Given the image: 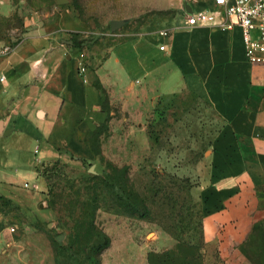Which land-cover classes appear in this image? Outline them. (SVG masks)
I'll return each mask as SVG.
<instances>
[{"label":"rangeland","instance_id":"374dc122","mask_svg":"<svg viewBox=\"0 0 264 264\" xmlns=\"http://www.w3.org/2000/svg\"><path fill=\"white\" fill-rule=\"evenodd\" d=\"M9 1L11 11L0 3L5 45L59 24V39L82 41L70 51L92 67L118 41L158 29L166 15L155 0ZM112 20L128 22L113 31ZM103 108L113 114L87 135L94 159L69 157L54 167L47 162L54 152L40 138L10 166L11 174L3 178L13 187L0 194V264H93L95 259L100 264H264V202L251 209L252 221L241 237L219 228L218 239H205L210 154L222 126L206 102L183 90L140 124L112 121L128 114L106 99ZM37 167L57 170L56 188L73 183L81 191L79 203L98 207L95 231L72 230L76 223L63 217L64 211L57 217L47 208V184ZM27 182L31 187H24ZM118 189L125 191V204L117 198ZM100 233L110 244L94 253L90 247Z\"/></svg>","mask_w":264,"mask_h":264},{"label":"crops","instance_id":"0c3cea01","mask_svg":"<svg viewBox=\"0 0 264 264\" xmlns=\"http://www.w3.org/2000/svg\"><path fill=\"white\" fill-rule=\"evenodd\" d=\"M155 1L166 14L161 26L118 41L95 67L59 39V24L14 46L0 40V194L13 187L4 180L12 163L37 139L54 152L47 162L94 159L87 135L113 114L105 99L128 114L112 121L140 124L186 90L222 120L210 154L205 239H218L219 228L239 238L264 202V65L247 60L239 26L187 25L189 10L213 11L214 0ZM0 3L11 11L9 0Z\"/></svg>","mask_w":264,"mask_h":264},{"label":"built area","instance_id":"2783aa9c","mask_svg":"<svg viewBox=\"0 0 264 264\" xmlns=\"http://www.w3.org/2000/svg\"><path fill=\"white\" fill-rule=\"evenodd\" d=\"M214 2L216 8L213 11L188 14L187 25L210 26L223 30L239 26L242 30L247 60L253 64L264 65V0H214ZM80 69L85 73L83 64ZM24 187L31 186L27 182Z\"/></svg>","mask_w":264,"mask_h":264},{"label":"trees","instance_id":"16d2710c","mask_svg":"<svg viewBox=\"0 0 264 264\" xmlns=\"http://www.w3.org/2000/svg\"><path fill=\"white\" fill-rule=\"evenodd\" d=\"M72 46L74 47H81L82 46V41L79 42V40L76 38L71 41ZM94 84L101 89L100 83L98 81V78L95 79ZM93 148V147H92ZM71 158L74 156L70 154ZM82 161H85V158L81 159ZM61 160H54L52 162V165L54 167H58ZM52 169L49 168H43L42 170L37 167L36 172L39 174L41 173L43 177L46 180L47 184V191L44 192V195L46 196V199L48 201V206L47 208L54 212L57 217L61 216L60 213L64 211L63 217H68L72 221L76 223L72 227V230L75 229H85L91 228L92 231H95V226H94V217L95 213L97 211V206L95 205H90L86 203L87 201H83L81 203L78 202V200L81 197V191L80 189H74L75 186L73 183H68V187L66 189H60L56 188V183L52 182L53 180L58 179V174L57 170L53 171ZM97 178V177H95ZM98 185V184H97ZM56 189V190H55ZM91 187L85 188V191L90 190ZM123 193L125 194V191L120 192V189H118L117 192V198L120 200L121 203L125 204L126 200L123 197ZM84 195L88 196V193H85ZM129 196V195H128ZM78 213V214H77ZM89 216V221L87 220ZM66 224V222H64ZM98 241L93 242L92 246L90 247L91 250H93L94 253H100L103 249L108 247L110 244V239L108 236H106L103 233H100L98 236ZM93 264H100L99 260L95 259Z\"/></svg>","mask_w":264,"mask_h":264},{"label":"water","instance_id":"95a60500","mask_svg":"<svg viewBox=\"0 0 264 264\" xmlns=\"http://www.w3.org/2000/svg\"><path fill=\"white\" fill-rule=\"evenodd\" d=\"M66 2H67V0H57L58 4H64ZM189 13L192 14V10L191 11L189 10ZM127 22H128L127 20H112L110 22V26H111V29L113 31H115V30L121 28L122 26H124ZM40 206L42 207L43 204H41Z\"/></svg>","mask_w":264,"mask_h":264}]
</instances>
